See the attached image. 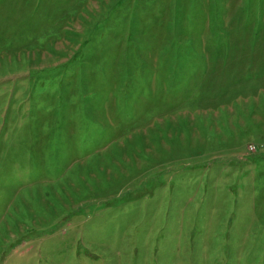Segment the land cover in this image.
<instances>
[{
  "label": "rangeland",
  "instance_id": "rangeland-1",
  "mask_svg": "<svg viewBox=\"0 0 264 264\" xmlns=\"http://www.w3.org/2000/svg\"><path fill=\"white\" fill-rule=\"evenodd\" d=\"M0 264H264V0H0Z\"/></svg>",
  "mask_w": 264,
  "mask_h": 264
}]
</instances>
